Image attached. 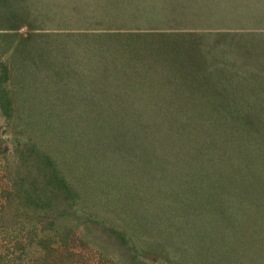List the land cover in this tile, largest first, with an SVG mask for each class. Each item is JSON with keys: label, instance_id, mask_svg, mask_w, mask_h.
Wrapping results in <instances>:
<instances>
[{"label": "rangeland", "instance_id": "374dc122", "mask_svg": "<svg viewBox=\"0 0 264 264\" xmlns=\"http://www.w3.org/2000/svg\"><path fill=\"white\" fill-rule=\"evenodd\" d=\"M1 67L3 176L73 187L83 264H264V0H0Z\"/></svg>", "mask_w": 264, "mask_h": 264}, {"label": "trees", "instance_id": "16d2710c", "mask_svg": "<svg viewBox=\"0 0 264 264\" xmlns=\"http://www.w3.org/2000/svg\"><path fill=\"white\" fill-rule=\"evenodd\" d=\"M4 71L1 67L0 109L8 116L10 100L4 87ZM3 171L0 151V264H83L84 255L77 250L80 245L84 246L78 228L73 229L65 221H60L65 214L71 216L72 220L82 222L92 218V214L83 211L76 214L77 209L67 212L68 208H73L77 198L73 187L60 178L42 185L36 182L10 184L3 176ZM61 194L67 198L65 207L57 204ZM106 230L123 243L134 261L136 248L133 243L126 241V238L131 239L130 236L115 227ZM55 245L62 246V250ZM97 250L99 256H105L100 249Z\"/></svg>", "mask_w": 264, "mask_h": 264}]
</instances>
